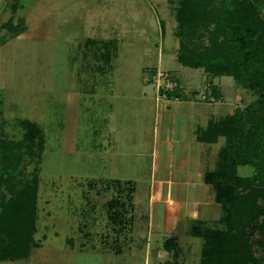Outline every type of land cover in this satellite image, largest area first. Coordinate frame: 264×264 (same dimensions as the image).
Returning a JSON list of instances; mask_svg holds the SVG:
<instances>
[{
  "label": "rangeland",
  "instance_id": "374dc122",
  "mask_svg": "<svg viewBox=\"0 0 264 264\" xmlns=\"http://www.w3.org/2000/svg\"><path fill=\"white\" fill-rule=\"evenodd\" d=\"M178 4L179 0H103L88 10L91 11L88 14H95V19L92 17L89 19L96 22V32L92 27H89L90 30L97 33V36H102L101 38L114 39L109 52L113 55L110 67L115 70V91L118 93L116 100L151 102L140 95L143 91L147 92L148 97L151 95L159 102L171 98L182 99L184 96L196 98L197 101L191 102H199L192 106L196 110L195 116L200 124H205L210 117L217 118L233 113L238 108L244 109L256 97L252 90L236 82L233 76L224 74L216 77L204 67L185 65L178 60L180 24L175 10ZM0 6L2 7V3ZM8 13V10H1L0 16L4 18ZM1 20L2 18L0 23ZM79 32L75 33L70 42H52L48 40L49 38L29 42L12 36L6 38L4 37L6 31L2 34L0 31V138L3 136L8 140L22 141L25 136L37 130L35 138L31 140L36 147L35 159L32 161L25 159L20 164L25 176H29L33 168L39 165L36 160H39L41 166L39 213L35 236L45 246L36 250L35 254L47 253L46 244L49 243L68 246L67 239L76 246L84 242L87 248L103 246L106 249L113 245L111 241L116 238L108 229L111 221L107 218L109 213L103 204L106 196L103 198L100 195L102 198H97L95 191L98 187H90L88 184L95 173L94 170L90 172L87 168L90 164L96 168L95 164L87 161L86 158L89 157L87 155L81 156L78 153L64 155L58 150L66 87H74L79 72L85 70L86 83L83 86L87 89L97 75L93 69L96 63L92 57L93 52H100L105 57L104 51L109 49L105 44L87 45L73 41L82 38L80 36L82 31L80 34ZM204 32V27H197L192 39H185L189 40L191 46L198 47L202 43L206 44ZM86 46L92 50L86 51ZM84 52H87L86 57L83 55ZM104 57L102 61H106ZM175 91L178 93L177 96L172 95ZM126 95L128 97H125ZM125 123L127 122H123V126L120 127L126 128ZM90 126L93 127L90 124H80V145L89 143L84 138H89L88 133L92 135L93 130ZM45 136L48 137V152ZM222 137L219 143L213 144L216 153H207L204 167L212 168L215 165L217 151L225 142V137ZM133 162L135 168L129 175H133L137 187L134 194L135 218L131 245L138 249L145 243L149 226L146 218L150 204L149 186L146 180L150 177L147 169L149 162L145 155L136 156ZM247 167L249 174L251 167ZM55 182L61 183V186L57 187ZM214 192V185L212 187L206 185L207 199L214 201ZM218 203L221 210L216 209V212L221 211V216L218 218V214L210 213V218L198 221L197 226L201 228L226 226L223 206ZM75 207L79 210L94 208L87 210V215L82 221L88 223L87 228L74 226L75 222L83 219ZM96 212L99 219L94 221L91 215ZM185 225V221H182L181 227H186ZM86 230L91 233L85 234ZM55 231L57 234H53ZM151 231L150 242L154 244L161 241V234ZM176 231H179V226ZM192 238L195 239L192 235H180L179 240L183 248ZM119 244L123 247L129 245V241L125 240ZM105 253L107 252H103ZM108 253L109 256L102 255V261L84 254L85 256L80 258V264H131V259L127 261L111 251ZM128 254L129 251L123 253L124 256ZM157 261L156 258L152 259L151 264H158ZM133 264H141L140 259L136 258Z\"/></svg>",
  "mask_w": 264,
  "mask_h": 264
},
{
  "label": "crops",
  "instance_id": "0c3cea01",
  "mask_svg": "<svg viewBox=\"0 0 264 264\" xmlns=\"http://www.w3.org/2000/svg\"><path fill=\"white\" fill-rule=\"evenodd\" d=\"M102 1L0 0V4L2 3L0 11H9L6 17L0 16L2 18L0 25L11 20L17 28L16 33L3 29L1 34L6 31L4 34L6 38L12 36L29 42H38L47 38L52 42H70L77 31H82L80 35L82 38L73 41L87 45L114 41L112 38H101L102 36L99 37L94 33L96 22L92 19H95V14H88L91 12L88 11L91 7ZM91 17L92 19H89ZM89 27H92L94 32ZM89 48L86 46V51L92 50ZM83 55L86 57L87 52ZM104 55L105 57L100 52H93L92 57L96 60L93 69L97 75L87 89L83 86L86 83L85 70L79 72L77 82H74L77 85L66 87L58 150L64 155L77 153L81 156L87 155L89 156L86 158L87 161L95 164L96 168L91 164L87 168L90 172L94 170L95 173L88 184L90 187H98L95 191L97 198L106 196L103 204L107 207L106 212L109 213L107 218L111 221L108 229L116 235L111 241L113 245L107 247V250L103 246L87 248L84 242L76 246L67 239L68 246L49 243L46 244L47 253L35 254L36 250L45 246L41 243L32 248L27 258L0 260V264H80V258L85 255L94 256L96 260L102 261V255L109 256L110 251L124 260L131 259V264L136 258L140 259L141 264H151V260L155 258L158 264L203 263L204 240L201 236L195 235V230L198 221L209 219L210 213L218 214V218L221 216V211L216 212V209L221 210V207L219 208V203L215 200V192L214 201L206 198V185L211 187L212 185L205 177L208 171L217 167L218 152L224 142L217 151L215 165L212 168L204 167L207 153H216L213 144L219 143L223 137L220 136L216 142H206L199 140L198 134L210 120L219 119L228 113L217 118L210 117L205 124H200L195 116L196 110L192 106L199 102H191L197 101L196 98L184 96L182 99L166 100L173 99L172 102H159L151 95L148 97L147 92L143 91L140 95L150 99L151 102H118L114 81L115 70L110 67L113 55L108 50L104 51ZM103 57L106 59L105 62L102 61ZM184 91L188 92L185 89ZM182 100L189 102H181ZM125 121L126 128L122 127ZM80 124L93 125L90 126L93 130L92 135L88 133L89 138H84L89 143L83 145L79 144ZM45 138L48 152V137ZM141 155H145L149 162L147 169L150 178L146 180L149 186L150 204L146 216L149 226L144 245L135 249L131 244H133L134 194L137 184L132 178L133 175L129 173L135 168L133 160ZM247 170V166H238L241 175H248ZM55 185L60 187L61 183L55 182ZM90 198L95 200L91 196ZM111 201L121 205L126 204V207L120 206V212L113 213L117 215L114 221L111 214L118 206H109ZM91 208L81 210L76 208V212L83 219L75 222V227L81 229L88 227V223L82 221L87 215V210ZM91 218L94 221L98 220L97 212L93 213ZM182 221H185L186 227H181ZM93 225L92 222L91 227ZM178 226L179 231H176ZM150 231L159 232L161 241L152 244ZM84 233L91 232L86 230ZM181 234L192 235L195 239L189 240L183 248L179 240ZM125 240L129 241V245L119 246V243ZM128 251L129 254L124 256L123 253ZM103 252L107 253L103 254Z\"/></svg>",
  "mask_w": 264,
  "mask_h": 264
},
{
  "label": "trees",
  "instance_id": "16d2710c",
  "mask_svg": "<svg viewBox=\"0 0 264 264\" xmlns=\"http://www.w3.org/2000/svg\"><path fill=\"white\" fill-rule=\"evenodd\" d=\"M175 10L178 60L213 75L233 76L256 95L244 109L210 120L198 134L206 142L225 137L217 167L205 179L215 186L226 226L196 227L195 235L204 240L202 264H264V0H179ZM200 26L206 44L198 48L188 42ZM3 29L17 30L11 20L0 25ZM102 44L110 51L113 42ZM33 132L22 141L0 138V260L27 258L41 244L35 236L40 162L29 176L20 168L37 154ZM240 165L250 166V173L241 175ZM109 206H118L111 214L114 221L126 204L111 201Z\"/></svg>",
  "mask_w": 264,
  "mask_h": 264
}]
</instances>
